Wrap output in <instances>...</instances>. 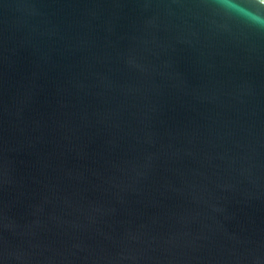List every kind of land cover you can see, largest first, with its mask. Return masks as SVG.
I'll return each mask as SVG.
<instances>
[{"label": "water", "instance_id": "95a60500", "mask_svg": "<svg viewBox=\"0 0 264 264\" xmlns=\"http://www.w3.org/2000/svg\"><path fill=\"white\" fill-rule=\"evenodd\" d=\"M0 264H264V0H0Z\"/></svg>", "mask_w": 264, "mask_h": 264}]
</instances>
